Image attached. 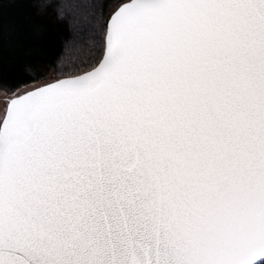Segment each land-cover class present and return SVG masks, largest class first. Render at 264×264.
Wrapping results in <instances>:
<instances>
[{
  "label": "snow or ice",
  "instance_id": "snow-or-ice-1",
  "mask_svg": "<svg viewBox=\"0 0 264 264\" xmlns=\"http://www.w3.org/2000/svg\"><path fill=\"white\" fill-rule=\"evenodd\" d=\"M79 6L0 113V264H264V0Z\"/></svg>",
  "mask_w": 264,
  "mask_h": 264
},
{
  "label": "trees",
  "instance_id": "trees-1",
  "mask_svg": "<svg viewBox=\"0 0 264 264\" xmlns=\"http://www.w3.org/2000/svg\"><path fill=\"white\" fill-rule=\"evenodd\" d=\"M107 4L115 0H106ZM81 0H7L0 8V90L15 91L72 68L67 47L89 11ZM109 7L103 9L107 15Z\"/></svg>",
  "mask_w": 264,
  "mask_h": 264
},
{
  "label": "rangeland",
  "instance_id": "rangeland-1",
  "mask_svg": "<svg viewBox=\"0 0 264 264\" xmlns=\"http://www.w3.org/2000/svg\"><path fill=\"white\" fill-rule=\"evenodd\" d=\"M55 79L54 73L49 74V76L45 80L37 81L28 85H25L15 91H5V90H0V113L3 112V110L7 107V101L13 98V93L19 95L22 92L26 90H32L35 87H39L44 85L45 83L52 82Z\"/></svg>",
  "mask_w": 264,
  "mask_h": 264
}]
</instances>
